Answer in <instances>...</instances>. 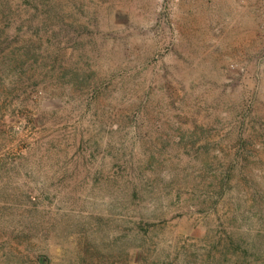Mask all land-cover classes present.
I'll return each mask as SVG.
<instances>
[{
    "label": "rangeland",
    "instance_id": "374dc122",
    "mask_svg": "<svg viewBox=\"0 0 264 264\" xmlns=\"http://www.w3.org/2000/svg\"><path fill=\"white\" fill-rule=\"evenodd\" d=\"M0 264H264V0H0Z\"/></svg>",
    "mask_w": 264,
    "mask_h": 264
}]
</instances>
